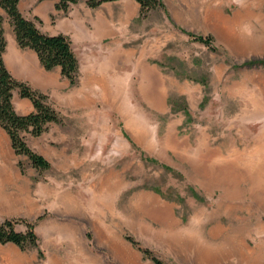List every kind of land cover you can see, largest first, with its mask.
Segmentation results:
<instances>
[{
	"label": "rangeland",
	"instance_id": "obj_1",
	"mask_svg": "<svg viewBox=\"0 0 264 264\" xmlns=\"http://www.w3.org/2000/svg\"><path fill=\"white\" fill-rule=\"evenodd\" d=\"M162 1L129 19L121 48L80 54L74 86L20 51L60 122L24 135L44 170L0 128V157L27 176V217L0 221L32 222L41 252L0 245V264H152L140 250L160 264H264V70L240 66L264 61V0ZM37 7L48 33L57 15ZM1 15L2 59L19 71Z\"/></svg>",
	"mask_w": 264,
	"mask_h": 264
},
{
	"label": "trees",
	"instance_id": "obj_2",
	"mask_svg": "<svg viewBox=\"0 0 264 264\" xmlns=\"http://www.w3.org/2000/svg\"><path fill=\"white\" fill-rule=\"evenodd\" d=\"M20 0H0V128L6 134L9 146L15 155L26 157L30 166L37 170H44L49 167L48 161L40 154L32 151L24 140V135L38 136L46 131L50 123H59L60 115L47 101L46 94L31 87L26 81L18 80L7 70L2 54L5 49V39L1 25L3 12L8 18L15 44L20 49H30L35 54L39 66L44 71H50L58 67L59 76L67 81L69 86L77 83L78 61L71 47V41L67 35L62 33L48 34L42 32L36 22L37 17L32 19L23 16L17 5ZM113 0H85L89 8L96 7L102 2ZM138 5L137 18L142 19L151 10H162L165 12L162 0H133ZM77 0H56L53 7L55 10L67 11L70 5ZM192 38L212 48L209 36L201 37L190 35ZM240 66H259L264 70V61H248ZM15 92L18 98H25L31 104V111L25 114L17 113L12 104V94ZM20 173L23 168L17 161ZM165 169L168 167L164 166ZM24 222L23 232L14 230V219L4 218L0 221V245L11 244L20 251L36 249L37 259L41 258V252L37 249V239L33 232V223L19 219ZM125 240L137 248V244L129 237ZM139 250V249H138ZM145 258L152 264H160L151 256L147 250H140Z\"/></svg>",
	"mask_w": 264,
	"mask_h": 264
},
{
	"label": "crops",
	"instance_id": "obj_3",
	"mask_svg": "<svg viewBox=\"0 0 264 264\" xmlns=\"http://www.w3.org/2000/svg\"><path fill=\"white\" fill-rule=\"evenodd\" d=\"M45 1L46 0H42L41 2L36 3V0H20L17 7L20 13L26 18L35 16L43 21V17L45 16L41 17V13L37 6H40V4ZM48 1L50 4V12L47 13V16L53 13L57 15L55 19V27L51 31H48V34L62 33L69 37L74 54H78L76 55L78 67L80 66L81 60L80 54L87 55L90 61V59H95L97 52L103 53L104 50H109L112 45L117 49L121 48L124 41L123 37H126L127 35L129 19L137 17L138 14V5L135 1H132V4L129 7L123 2L131 0L105 1L93 8L87 7L84 3L85 0H77V2L70 5L64 13L54 9L53 5L56 0ZM22 7L30 9V12L23 11ZM3 36L5 39L4 31ZM105 40L109 41V43L106 44L107 46H105ZM11 45H14V47L10 52L15 54V64L20 66L21 69L13 72V66H9V72L16 79L27 82V80L32 77L33 70H35L34 65L36 66L38 64L35 54L30 49H25L28 56L32 58L33 66V70L30 69V74H28L27 71L29 70L27 62L22 57V54H20L22 49H16L15 41L14 44L11 42ZM4 54H6L5 51L3 52V55ZM46 73L48 74V79L51 77L53 78L57 73L59 75L58 67H54L52 70L46 71ZM30 81L31 80H29V82ZM44 86L47 87L46 85ZM35 89L44 94L48 93L46 88L39 85H35ZM11 101H13V103L15 102L13 94ZM16 102L17 105L15 111L17 113L25 114L31 111L32 107L27 99L19 98ZM0 213L3 215L16 213L22 217H27V176L20 173L15 160L1 157Z\"/></svg>",
	"mask_w": 264,
	"mask_h": 264
}]
</instances>
